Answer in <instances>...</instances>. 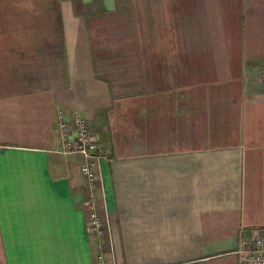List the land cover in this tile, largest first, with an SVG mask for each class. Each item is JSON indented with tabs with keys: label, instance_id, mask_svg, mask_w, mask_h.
<instances>
[{
	"label": "crops",
	"instance_id": "1",
	"mask_svg": "<svg viewBox=\"0 0 264 264\" xmlns=\"http://www.w3.org/2000/svg\"><path fill=\"white\" fill-rule=\"evenodd\" d=\"M60 115L97 140L98 186ZM255 230L264 0H0V264H238Z\"/></svg>",
	"mask_w": 264,
	"mask_h": 264
},
{
	"label": "built area",
	"instance_id": "2",
	"mask_svg": "<svg viewBox=\"0 0 264 264\" xmlns=\"http://www.w3.org/2000/svg\"><path fill=\"white\" fill-rule=\"evenodd\" d=\"M57 126L63 143L64 154L80 155L84 159L82 172L90 186H98L99 167L102 160L100 146L93 137L85 119L75 115L73 125L60 115ZM72 127H75L72 129ZM89 211L88 232L91 235L101 236L109 231L108 218H104L97 210V205L92 195L87 202ZM238 264H264V230H255L251 236L242 235L240 247L235 252ZM95 264H107L104 253L99 252Z\"/></svg>",
	"mask_w": 264,
	"mask_h": 264
},
{
	"label": "rangeland",
	"instance_id": "3",
	"mask_svg": "<svg viewBox=\"0 0 264 264\" xmlns=\"http://www.w3.org/2000/svg\"><path fill=\"white\" fill-rule=\"evenodd\" d=\"M101 236H103V235H101Z\"/></svg>",
	"mask_w": 264,
	"mask_h": 264
}]
</instances>
